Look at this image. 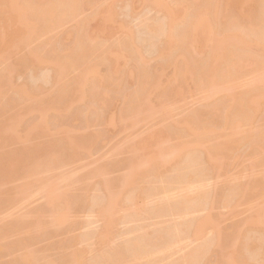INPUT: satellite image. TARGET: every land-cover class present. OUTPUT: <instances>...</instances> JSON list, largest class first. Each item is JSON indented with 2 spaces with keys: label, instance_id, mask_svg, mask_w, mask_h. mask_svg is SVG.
I'll use <instances>...</instances> for the list:
<instances>
[{
  "label": "bare ground",
  "instance_id": "1",
  "mask_svg": "<svg viewBox=\"0 0 264 264\" xmlns=\"http://www.w3.org/2000/svg\"><path fill=\"white\" fill-rule=\"evenodd\" d=\"M116 1L112 0L106 6L108 11L103 16L105 21L114 20L113 7ZM139 1L143 2L145 7L153 6L164 12V16L141 21L145 27V30L143 29L145 34L142 32L144 38L129 28L126 29L125 36L110 41L103 37L93 38L90 33V25L101 15L105 8V0H0V61L4 59L10 46L19 47L26 44V36L32 38L37 34L50 32L70 20H74L76 24L73 32L63 31L64 37H60L62 34H59L60 40L64 38L63 41L66 42L64 43H69L63 49L57 46L56 38L49 37L41 41L39 46L30 47L25 57L20 60L19 66L27 68L49 64L52 71L50 76L55 81L54 89L58 91L56 100L50 98L51 94H48L46 99L38 100L36 96L42 85H19L16 92L18 99L23 103L31 100L34 104L29 102V110L41 114L40 118L32 123L30 131L51 129L52 109L56 113L55 118L58 119L65 118L67 114L64 111L67 108L73 109L74 104L86 107V115L84 121L82 120L83 133L76 132L80 135H73L71 131L74 130L67 126L58 128L57 138L50 145L51 148L37 154L32 153L31 147L23 148L15 155L14 160L8 157L14 165V167L10 165V169L3 167L4 156H0V185L9 178L18 176L26 179L19 187L21 193H26L33 182L38 183L39 190L47 194L45 198H48L47 203L54 213L56 225L64 226L67 220L64 205L69 209L73 204L68 196L73 194L71 187L75 183L74 177L69 174L46 175V172L60 165L64 156L69 160L76 158L80 150L86 151L84 146L86 141L103 136L102 132L94 134L88 132L92 117L101 118L106 125H119L122 128L120 132L136 128L150 116L159 115L167 119L172 112V106L168 103L170 98L167 96L173 93L175 83L191 81L194 90L204 93V107L183 116L179 121L167 122L166 128L159 130L158 134L162 136L166 133L169 136L172 134L173 137L182 139V143L170 149L160 144L157 152L150 153L145 163L150 166L153 181L143 182L142 162L131 157L126 163V177H121L123 180L118 178L121 181L115 178V181L116 179L118 181L117 188L120 187L121 190L109 193L105 200L101 199L102 201L100 198L104 196L101 194L99 196L95 194L96 196L91 198V205L98 206L96 212L104 220L105 227L113 226L117 218L116 210L123 205V201L135 204L137 198L146 200L147 196L156 199L144 202L139 208L136 207L138 204L132 207L130 205L127 214L121 218L134 220L133 218L138 216L141 221H145L150 216L177 214L178 216H175L182 220L158 223L152 232L142 231L137 225L131 229L129 227L130 230L127 229L129 235L125 242L123 241V246L120 245L121 249L115 257L107 250L101 251L103 253L100 254L104 255L103 258L106 260L102 259L101 255L100 258L98 254H93L95 256L91 255L90 257H93L85 258L86 260L83 258L84 252L91 248L89 241L93 235L97 237L99 234V238L104 239L107 232L105 227L101 228L100 233L99 230H96V233L95 231L85 233L82 235L85 238L92 234L84 239L87 241L86 246L74 250L68 256L67 264H151L161 258L162 251L164 254L170 252L180 237L195 236L194 234L199 236L201 235L199 232L207 226L212 228L209 227L213 234L215 231L217 240L220 241L223 237L231 239L233 250L224 253L222 241L218 243V246H222L220 249L212 236V240L210 238L205 240L206 242L203 240L190 252L179 256L181 264H206V259L213 251L212 247L215 250V245L219 251L222 250L218 252V264H235L237 258L247 263L245 253L242 252L245 248L252 254L260 256L258 264H264V175L259 181L252 180L245 186L227 180L224 186L229 187L223 186L226 190L221 189L223 194L220 201L225 206L236 205L250 190L259 191L260 203L255 206L256 216L251 215L243 222V228L246 227V230L241 226L239 228L235 226L230 232L221 231L218 218L221 213L216 215L208 212L201 217L190 218L191 213L198 211L202 205L205 208L206 204L215 201L218 190L216 191V186L208 184V178L214 169L223 168L232 158L241 157V153H237L240 144L247 145L249 154L259 150L264 152V126H254L257 114L264 121V0ZM89 3L93 5L95 13L93 16H83V10ZM180 7H184V11L178 14L177 10ZM98 29L103 32L102 34L107 32L105 24L100 25ZM146 41L153 47L154 54L151 56L146 55L144 51L143 43ZM123 57L126 61L121 63ZM153 61L156 63L153 64ZM168 65L173 68L169 77V88L162 84L164 68ZM102 66H105V72L101 71ZM5 71L7 73H0V94L4 84H7L6 77L15 70L6 66ZM73 71L78 72L74 80L65 82L64 76ZM128 79L131 83L128 84L130 89L124 94L127 103L103 115L100 109L109 107L111 93L118 92L123 86L122 82ZM240 86L244 88L238 90ZM73 89L79 92L77 102L72 96ZM153 95L159 97V104H152ZM8 96L9 94L6 96L5 111H8L15 100ZM90 96L95 98L92 97L90 100ZM12 120L10 124L0 123V139L4 137L5 132H10L11 138L19 135L17 131L19 119L12 117ZM210 141L214 142L208 145ZM133 148L134 154L136 148ZM170 154H173L172 158L167 157ZM24 162L26 169L20 171L19 166ZM105 162L103 163L106 165ZM168 163H172L169 169ZM104 164L98 167L95 176H105V170L109 165L105 167ZM107 179L103 178L104 185L108 184ZM212 192L214 196L210 197ZM83 196L80 197L82 199L77 196L80 203L86 200ZM5 199L10 203L7 198ZM17 223L22 221L19 220ZM3 229L4 226L0 229V235ZM247 230L257 232L259 237L252 242L250 240L249 244L244 242L246 245H242L240 243L242 241L239 240L246 237ZM228 233L230 237L227 236ZM224 240L226 241V238ZM23 257H26L25 254ZM99 258L104 263H101ZM177 259L175 262H178ZM175 262L171 260L166 264ZM50 264L55 262L51 261Z\"/></svg>",
  "mask_w": 264,
  "mask_h": 264
},
{
  "label": "rangeland",
  "instance_id": "2",
  "mask_svg": "<svg viewBox=\"0 0 264 264\" xmlns=\"http://www.w3.org/2000/svg\"><path fill=\"white\" fill-rule=\"evenodd\" d=\"M111 1L112 0H105V8H103L101 15L98 19L93 20L90 25V33L93 38L103 37L107 40L114 41L119 37L125 36L126 29L128 30L129 28L134 30L135 33L137 32L136 34L139 37L144 38L145 33L143 29L145 30V27H143L141 21L146 18H161L164 16V12L159 11L151 5L150 8L147 6L146 8L144 3L139 0H117L113 7L115 10L114 20L105 21L103 16L107 13L108 9L106 6L110 4ZM92 6L93 5L89 3L84 8L85 10H83L82 15L93 16L95 11ZM177 11L178 14H181L184 11V7L178 8ZM103 24L106 25L105 31H107L104 34H102L103 32L98 29V27ZM74 25L76 26L75 21L70 20L63 26L54 28L50 32H43L33 36L32 38H27L26 36V44L19 47L10 46L4 56V59L0 61V73H7L5 71L6 66L15 70L11 75L6 77L7 84H4L2 93L0 94V123L10 124L13 121L12 117H17L19 119V126L17 128L19 135H14L11 138L9 137L10 132H5L4 137L0 139V156H4L3 167L6 169H10V165L14 167L12 160H14L15 155L19 154L22 149L27 146L32 148V153L34 154L51 148L50 145H52L57 138L58 128L63 126L70 127L74 130L73 132L71 131L73 135L79 134L76 132H82L81 129L84 126L82 124L84 123L82 120L84 121V117L86 115V107L79 106L77 104H74L75 107L73 109L67 108L64 111L67 114L65 118L60 117L56 119V113L52 109L50 118L53 119V124L51 129L45 131H30L32 123L36 122L37 119L40 118L41 114L39 112L32 113V111L29 110V102H33L31 100H26L25 103H23L18 99V94L16 93L18 92L19 85L22 84H28V86L42 85L41 90L37 93V99H46L49 96L48 94H51L50 98H55L53 100H56V97H58V91L54 89L55 81L51 78L52 71L49 64H40L35 68L20 67L19 64L20 60L25 57L26 52L30 47L33 48L35 46H39L41 41H44L49 37H53V39L56 38L55 40L58 41L57 46L59 49H63L65 45H68L69 43L65 44V40L63 41L64 38L60 40L59 34H62L63 31L65 32L66 30H68L67 32H69V30H72L73 32V29H75ZM63 35L64 34L60 37ZM57 41H55V44H57ZM148 41L151 42L149 39ZM148 41L143 43L144 51L146 55L151 56V54H154V51L153 47L148 45L150 44ZM125 61L126 58H121V63H124ZM154 63H156V61H153V64ZM172 70L173 68L171 65L164 68L165 72L162 77V84L167 86V88L170 86L169 77H171ZM101 71L105 72V66L101 67ZM77 74V71L69 72V74L64 76L63 80L65 82H71ZM122 83L123 86L120 90H118V92L111 93L112 99L109 107H106L107 109L104 107L100 109L103 115L107 112L117 110V108L124 106L125 102L127 103L124 94L130 89L128 84L131 83L129 79L127 81L124 80ZM181 87L183 88L180 89ZM243 88V86H240L238 90ZM71 92L74 101L77 102L76 100L79 96V92L76 89H73ZM7 94L15 100L11 103L8 111H5L4 105L7 102ZM92 97L90 96V100L93 99ZM167 97L170 98L168 99V103L172 106V112L167 119L166 117L159 115L150 116L134 129H125L120 132L122 128H120L119 125H106L101 118L95 119L92 117V121L88 126V132L93 134L96 132H102L103 136L94 137L91 140L88 138L89 141H86L87 143L84 144L86 151L80 150V154L76 158L69 160L65 159L66 156H64L60 165L58 164L57 167L46 172V175L69 174L73 176L75 183L73 187H71V191L74 195L72 194V197L68 196V199L71 198L70 200L73 201L74 205L76 202H79V195H84L83 198L87 200L84 202L81 200L82 202H79V204L77 203L78 205L76 204L75 206L72 204L69 209H66L64 205V210L67 211V220L64 226L58 227L56 225L57 223H55L54 213H52V210L47 203L48 198H45L47 194L46 192L39 190L38 183L32 181L34 184L31 185L32 187L30 186L29 189L27 187L28 190H26V193H21L19 190V187L26 182V179L19 178L18 176H13L1 184L0 202L2 205L0 206V229H2L3 226L4 229L0 235V264H50L51 261H54L55 264H67V258H69L68 256L74 250L86 246L87 241L84 239L89 238L92 234L85 238L83 237L85 233H92V231H95L96 233V230H99L98 233H100L101 228L103 229L105 227L103 226L105 225L103 222L104 220H102V217L96 212L98 206L93 207V205H91L92 199L95 194H97V196L101 194L104 196L103 198H100V201H102L101 199L105 200L109 193L121 190L120 187L117 188V179L120 178L123 180V176L127 175L126 163L129 158L134 157L136 160L142 162L141 170L143 182L153 181L151 170L149 169L150 166L145 163L147 158L150 157V153L153 151L157 152L160 144H163L170 149L178 147L182 143V139H177L175 136L173 137L172 134L170 136L168 133L163 136L162 134H158L159 130H164L167 122L179 121L183 116L189 113H194L196 112L195 110L204 107V93L194 90L191 81L188 83L184 82L183 84L175 83L173 93ZM158 100L159 97L156 95L152 96L153 105L159 104ZM202 119H204V117H202ZM254 126H264V121L261 119L259 114H257L254 120ZM164 132H166V130ZM87 134L85 133V135ZM155 134L158 135L155 136ZM213 142L214 141H210L208 145ZM133 147L136 148V152L134 154ZM237 153H241V157L239 159H236V157L232 158L229 161V164L225 167H218L214 169L208 178V184L212 187L216 186V191L218 190L215 194V201L206 204L207 202L205 200V208L202 205L198 211L191 213L190 218H198L208 212L216 215L221 213V217L218 215L219 227L221 228V231L230 232L234 230L232 228L235 226H238L237 228L241 226L242 229L246 230V227L243 228V222L251 215L256 216L255 206L260 203L258 194L259 191L250 190L246 197L241 199L236 205L225 206L220 201V197L222 196L221 194H223L221 189L225 187L224 183L227 180H232V183L239 186H245L252 180L259 181V179L264 175V152L259 150L256 153L249 154L247 152V145L240 144V148ZM61 154L66 153L61 152ZM8 157H12L13 159L10 160ZM167 157L172 158L173 154H170ZM173 160L175 161V158H173ZM103 162L109 166L107 167ZM172 163H168L167 169L172 166ZM103 164L107 167L104 173L105 176L102 174V176H95V171L99 166H103ZM19 169L20 171H24L26 169V162L22 163L19 166ZM102 177L108 178L107 180L109 181H107V185H104ZM115 178H117L116 181ZM227 187L229 186L227 185ZM214 192L210 193V197L214 196ZM4 193H6V195H4ZM5 198H7L10 203L6 202ZM153 199H156V197L147 196L146 200L143 198H137V200H135V204L123 201V205L119 206L116 210L117 218L113 226L105 227L107 232L104 230L106 232L104 239H100L99 234H97V237L93 235L89 241L90 247L93 251L89 248V251L87 250L84 252L83 258L89 259L98 254L100 258L102 256V259H105L103 258L104 255H101L103 253H101V251L105 250L109 251L108 253L112 256L114 255L115 257L119 249H121L119 248L120 245L123 246L122 243L125 242L126 237L129 235L127 233V229L130 230L136 225L140 226L138 228L142 231L148 230L149 232H152L158 223H166L169 221L171 223V221L176 222V220H178L179 222V219L180 221L182 220L180 217H177V214H175L177 216L172 214H167L161 217L150 216L145 221H141L138 216L134 217V220H123L121 218L124 214H127L130 205L132 207V205L136 206V204H138L136 207L139 208V206L141 207L144 202H150ZM209 207L212 208L209 209ZM19 220H21L22 223L16 224ZM7 225L10 227H5ZM209 227L210 226L204 227L205 229H202V232H199L201 234H198L199 236L194 234L195 236L190 235L188 237L185 235L180 237L170 252L168 251L164 254L162 251L160 253L161 258L151 262V264H166L167 261L171 262V260L175 262V259L188 251L190 252L194 246H198L203 240V242H206L208 238L212 240V236L215 238V244H217V246L218 243L222 241L221 243L224 247V253L231 252L233 250L231 239L228 240L227 237H225V241V238L223 237L220 241L217 240L215 231L213 234V231L210 230L211 227ZM251 231L249 232L247 230V235L245 233L246 237L239 240V242H243H240L242 245L244 242L249 244L248 242L250 240L252 242L253 239L255 240L256 237H259L257 232L254 233L252 231L251 233ZM227 236H229V233ZM217 246H214L215 250L212 247L213 251L210 252L208 258L206 259V264H218V252L222 251H219V248L221 249L222 246L219 245V248ZM247 249L248 248H245L242 251L245 253L244 256L247 263H243L241 258H237L235 264H258L257 261L260 260V256L252 254L247 251ZM24 254L26 257H23ZM91 255L93 256L90 257ZM177 260L181 264L182 260H179V258ZM100 262L102 263L103 261L100 259ZM178 262L175 263L179 264ZM218 262L221 261L218 260Z\"/></svg>",
  "mask_w": 264,
  "mask_h": 264
}]
</instances>
